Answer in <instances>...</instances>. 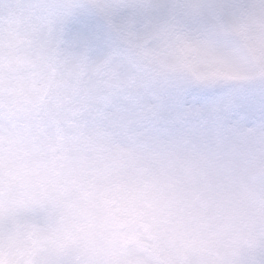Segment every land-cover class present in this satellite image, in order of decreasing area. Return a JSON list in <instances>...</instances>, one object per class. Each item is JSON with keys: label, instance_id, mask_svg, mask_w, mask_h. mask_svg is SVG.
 Listing matches in <instances>:
<instances>
[{"label": "snow or ice", "instance_id": "obj_1", "mask_svg": "<svg viewBox=\"0 0 264 264\" xmlns=\"http://www.w3.org/2000/svg\"><path fill=\"white\" fill-rule=\"evenodd\" d=\"M0 264H264V0H0Z\"/></svg>", "mask_w": 264, "mask_h": 264}]
</instances>
